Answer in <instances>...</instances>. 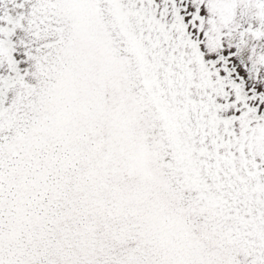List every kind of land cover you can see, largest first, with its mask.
Returning <instances> with one entry per match:
<instances>
[{
	"label": "snow or ice",
	"instance_id": "snow-or-ice-1",
	"mask_svg": "<svg viewBox=\"0 0 264 264\" xmlns=\"http://www.w3.org/2000/svg\"><path fill=\"white\" fill-rule=\"evenodd\" d=\"M0 264H264V0H0Z\"/></svg>",
	"mask_w": 264,
	"mask_h": 264
}]
</instances>
